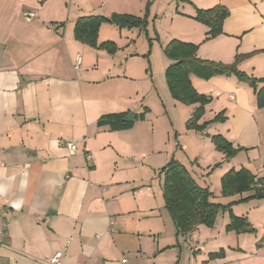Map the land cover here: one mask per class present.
<instances>
[{
  "label": "crops",
  "instance_id": "1",
  "mask_svg": "<svg viewBox=\"0 0 264 264\" xmlns=\"http://www.w3.org/2000/svg\"><path fill=\"white\" fill-rule=\"evenodd\" d=\"M215 6L228 15L222 33L204 41L208 29L193 17ZM114 14L157 24L167 33L161 52L178 40L197 45L202 60L231 64L238 56L237 69L260 80L257 89L264 86V0H0V224L6 226L0 264H45L58 251L61 264H178L181 242L200 248L203 236L208 246L218 239L224 251L206 264L264 262V241L256 238L264 202L252 191L223 197L220 185L228 171L240 169L264 181V107H257L254 89L233 75H190L194 90L209 98L198 124L219 113L224 120L202 133L187 130L198 105L171 98L164 79L171 62L163 52L155 83L150 56L145 59L127 36L139 29L101 24L97 44H113L111 53L74 39L77 19ZM123 113L132 115L131 128L97 126L99 118ZM214 135L240 150L225 161ZM180 136L193 159L182 155ZM67 142L76 144L75 155L67 154ZM171 159L209 190L211 202L226 206L248 198L230 210L256 233L225 232L226 223L221 234L228 220L218 222L220 212L212 229L199 225L178 234L159 174ZM214 164L220 165L205 176L201 168ZM235 208L248 211L236 214Z\"/></svg>",
  "mask_w": 264,
  "mask_h": 264
},
{
  "label": "trees",
  "instance_id": "2",
  "mask_svg": "<svg viewBox=\"0 0 264 264\" xmlns=\"http://www.w3.org/2000/svg\"><path fill=\"white\" fill-rule=\"evenodd\" d=\"M228 12L222 6H215L207 10H197L193 19L207 27L204 41L213 39L222 33L221 27L223 20ZM103 23H109L118 28L142 29L145 20L131 15L114 14L109 18L102 16H86L77 19L74 29V39L91 48H101L108 52L114 51L111 43L97 44V33ZM198 46L190 43L171 40L163 48L164 56L171 62L164 73L165 82L172 99L186 105H198L191 117L185 123L187 130L203 132L211 123H218L224 120L223 114L219 113L209 122L198 124L203 116V107L208 104L209 98L197 93L190 83V75L199 79L208 80L214 76H235L239 81L247 83L255 91L256 105L258 108L264 107V86L257 89L255 80L237 69L239 61L238 56L231 64H222L208 60H202L197 57ZM144 111L140 115L134 116V121L142 120ZM127 114L107 115L99 118L97 126H108L111 131L126 130L131 128L133 122H126ZM215 149L224 155V160L232 158L239 148H233L222 136L214 135L210 137ZM219 164H216L218 166ZM162 175V197L164 207L167 210L173 225L180 235H186L192 232L197 226L201 225L208 229L215 226L217 215L220 212H228V223L225 226V232H234L236 234H251L255 230L244 217H236L232 214L230 207L235 203L247 200L242 199L222 206L210 201L211 193L206 188H201L189 172L179 162L171 159L160 171ZM261 180H255V177L247 170H230L220 180L221 195L231 197L241 195L246 192H253L256 197L259 192L264 191L261 186ZM224 257V251L221 249L217 253L208 255L209 259H220Z\"/></svg>",
  "mask_w": 264,
  "mask_h": 264
},
{
  "label": "rangeland",
  "instance_id": "3",
  "mask_svg": "<svg viewBox=\"0 0 264 264\" xmlns=\"http://www.w3.org/2000/svg\"><path fill=\"white\" fill-rule=\"evenodd\" d=\"M138 18L145 20V25H144V27H142V29L131 30L130 32H128L129 29H126V28H122V29H125L123 32H128V35H127L128 39H130L131 43L134 44L136 51L141 52L144 55L143 57L145 59H148V57L150 56V58H151V70L153 71V75H154L155 81H156L155 83L157 84L159 74H161V60L163 58L160 45H164V44H162V42L165 41V35L167 33H165L164 31L160 32L158 30L157 24L155 26H152L151 22H147V18L145 16L144 17H138ZM154 27H156V28L154 29ZM157 31H158V34L156 33ZM209 133L213 134L214 132L210 129ZM183 142H184V139H183V137L180 136V144L182 145ZM183 145L185 146V148L182 149L183 151H181L182 155L184 157L187 156L189 159H193L192 154H193L194 150H191L192 148L190 146L187 147L185 142ZM199 157H200V155H197V159H199ZM217 161H219V160H217ZM215 165L216 164H214L210 170H206L207 168H204L205 170L201 168V171H206L204 174H205V176H207L208 172L217 168L220 164L216 167H215ZM258 200H261V202H264V198H261ZM235 204H239V203H235ZM242 211H248V210H246L245 208L244 209H241V208H238V209L235 208L234 209V213H236V214L243 213ZM226 213H227L226 211H223L222 214L219 215L217 221L220 222V220L223 221V219L228 220V216ZM226 223H228V222H225L222 224L223 226L221 228V231H222L221 234H224L223 227H224V224H226ZM256 228H257V233H258V237H256V238L260 239L261 242H263L264 241V227H262V224H261V226L258 225V226H256ZM255 233H256V231H255ZM255 233H251V234H255ZM247 238L249 240L252 239L251 236H248ZM169 241H170V239H169ZM201 241L202 242H199L200 248L197 247L196 243H192L189 241H185L183 243L181 242L180 248L182 249V253L180 255V259H179L180 261L178 264H206L205 261H208V259H209L208 253L219 251L220 244L222 243L218 239L215 238L212 240L213 241L212 246L211 245L208 246V243L205 242L204 236L201 237ZM248 242H250V241H248ZM195 248H198L199 250H197ZM167 254H169V253H167ZM251 258H254V257H251ZM175 260H177L176 257H175L174 261ZM209 260H213V259H209ZM164 263L172 264L173 262L171 263V262H169V260H165ZM249 264H264V262L258 261L257 259H253L252 261H249Z\"/></svg>",
  "mask_w": 264,
  "mask_h": 264
},
{
  "label": "built area",
  "instance_id": "4",
  "mask_svg": "<svg viewBox=\"0 0 264 264\" xmlns=\"http://www.w3.org/2000/svg\"><path fill=\"white\" fill-rule=\"evenodd\" d=\"M75 69H78L79 67V58H76V62H75ZM65 148L67 151V154L69 156H73L76 154L77 152V146L75 143L72 142H67L65 143ZM87 159H89V156H86ZM6 231V226L5 224H0V245L3 242V237ZM63 257V251H58L55 254H53L51 257L47 258L45 260V264H61V259Z\"/></svg>",
  "mask_w": 264,
  "mask_h": 264
},
{
  "label": "water",
  "instance_id": "5",
  "mask_svg": "<svg viewBox=\"0 0 264 264\" xmlns=\"http://www.w3.org/2000/svg\"><path fill=\"white\" fill-rule=\"evenodd\" d=\"M132 120H133L132 115H128V116L126 117V119H125L126 122H129V121H132ZM261 186L264 187V181L261 183ZM257 196L260 197V198H262V197H264V193L259 192V193L257 194Z\"/></svg>",
  "mask_w": 264,
  "mask_h": 264
}]
</instances>
